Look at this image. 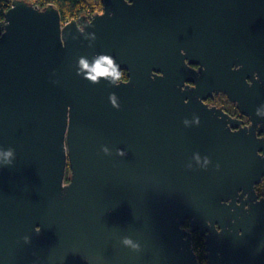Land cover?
Masks as SVG:
<instances>
[{
    "label": "water",
    "instance_id": "95a60500",
    "mask_svg": "<svg viewBox=\"0 0 264 264\" xmlns=\"http://www.w3.org/2000/svg\"><path fill=\"white\" fill-rule=\"evenodd\" d=\"M100 2L0 21V264H199L193 233L207 264H264V0ZM99 54L127 80L85 79Z\"/></svg>",
    "mask_w": 264,
    "mask_h": 264
},
{
    "label": "clouds",
    "instance_id": "9594fccd",
    "mask_svg": "<svg viewBox=\"0 0 264 264\" xmlns=\"http://www.w3.org/2000/svg\"><path fill=\"white\" fill-rule=\"evenodd\" d=\"M91 39H95V34H89ZM80 68L85 70L86 75L85 79L91 81L92 83H98L101 78L107 79L110 84L114 86H118V81L121 79V69L120 66L115 62L114 58L107 54H99L97 58H95L94 62L89 65V63L81 58L79 61ZM109 100L113 107L119 109L120 105L116 103L115 94H111L109 96ZM198 122V121H197ZM187 124V121H184ZM102 151L108 153L107 147H103ZM119 151V150H118ZM119 154L123 155V152L120 151ZM199 160V156L196 157ZM15 159V151L12 148H8L7 150L0 149V166H11ZM208 158L205 157V164H207ZM190 167V166H189ZM219 168V165H217ZM39 232V228L36 229ZM25 242H29V238H24ZM122 244L126 247L131 248L134 251H140V245L137 242H134L131 238L124 237L122 239Z\"/></svg>",
    "mask_w": 264,
    "mask_h": 264
},
{
    "label": "trees",
    "instance_id": "16d2710c",
    "mask_svg": "<svg viewBox=\"0 0 264 264\" xmlns=\"http://www.w3.org/2000/svg\"><path fill=\"white\" fill-rule=\"evenodd\" d=\"M12 1L13 0H0V21L3 20V16L5 12L9 9ZM37 1L43 6L47 4H52L58 10L63 23L68 22L72 19H77L79 16L86 15L87 13H93L95 11V7L88 0H37ZM98 4L100 5L99 7L102 6L100 0H98ZM121 80L126 81V76L124 72L121 73ZM258 196L263 197L262 195H258ZM184 227L189 228L188 223H186ZM191 247L199 264H207L204 258L205 255L204 238L200 237L198 233L192 234Z\"/></svg>",
    "mask_w": 264,
    "mask_h": 264
},
{
    "label": "rangeland",
    "instance_id": "374dc122",
    "mask_svg": "<svg viewBox=\"0 0 264 264\" xmlns=\"http://www.w3.org/2000/svg\"><path fill=\"white\" fill-rule=\"evenodd\" d=\"M28 1V0H27ZM88 1H90L92 4H93V6L95 7V8H98L100 5L98 4V0H88ZM29 2H30V0H29ZM215 104H216V106H221V107H223L224 108V110H226L228 113H230V114H233V113H236L235 111H236V109L235 108H233L232 107V105H231V103H229L228 101H227V99H226V97H224V96H220V97H218L217 99H216V101H215ZM258 187V189H257V193H258V195H262L263 196V198H264V180L260 183V185L259 186H257Z\"/></svg>",
    "mask_w": 264,
    "mask_h": 264
},
{
    "label": "flooded vegetation",
    "instance_id": "af4514ba",
    "mask_svg": "<svg viewBox=\"0 0 264 264\" xmlns=\"http://www.w3.org/2000/svg\"><path fill=\"white\" fill-rule=\"evenodd\" d=\"M45 8V7H44ZM43 9V8H42ZM86 16V15H85ZM121 73H123V72H121ZM125 73V72H124ZM125 76H126V73H125ZM126 80H127V78H126ZM119 81H123V80H119ZM218 97H220V96H216L213 100H207L206 102H205V104H207L208 106H216V104H215V101H216V99L218 98ZM232 105V107L233 108H235V106L233 105V104H231ZM216 107H218V106H216ZM219 107H221V106H219ZM221 108H223V107H221ZM224 109V108H223ZM225 111V110H224ZM226 112V111H225ZM236 113H233V114H230V113H228L231 117H233V118H238V119H241L243 122H244V125H247L248 124V120L246 119V118H244V117H242V116H240L238 113H237V111H235ZM258 188V187H257ZM257 188H256V190H257ZM256 193H257V191H256ZM258 195V194H257ZM259 197V196H258ZM259 198H263V197H259Z\"/></svg>",
    "mask_w": 264,
    "mask_h": 264
},
{
    "label": "built area",
    "instance_id": "2783aa9c",
    "mask_svg": "<svg viewBox=\"0 0 264 264\" xmlns=\"http://www.w3.org/2000/svg\"><path fill=\"white\" fill-rule=\"evenodd\" d=\"M30 2H31L34 6H36L37 8H39V9H42V8H44V7H47V5H52V4H47V5L43 6V5H41L40 3H38L37 0H30ZM102 12H103V8H102V6H101V7L95 8V11H94L93 13H87L86 16H87V17H91L92 15H96V14H99V13H102Z\"/></svg>",
    "mask_w": 264,
    "mask_h": 264
}]
</instances>
